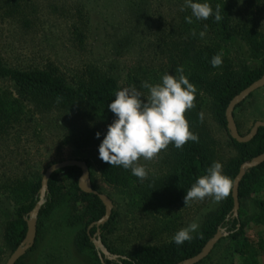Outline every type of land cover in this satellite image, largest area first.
<instances>
[{
    "label": "rangeland",
    "instance_id": "obj_1",
    "mask_svg": "<svg viewBox=\"0 0 264 264\" xmlns=\"http://www.w3.org/2000/svg\"><path fill=\"white\" fill-rule=\"evenodd\" d=\"M209 2L214 8L223 7L233 22L250 20L264 31V0L253 7L244 0ZM183 5L184 0H20L16 5L0 1V58L7 66L23 70L51 67L75 83L89 72L100 73L113 77L122 88L135 87L145 99L149 93L143 84L159 83L165 73L171 74L169 67L179 55L176 48L184 36L180 23L182 15L190 11H181ZM221 39L210 34L199 44L219 42L221 55L229 58L235 70L260 66L264 54L255 59L240 39ZM9 87L0 82V88ZM203 99L201 117L215 142L216 160L224 167L236 157V151L223 127L212 118L209 99ZM23 116L22 122L0 135V264H6L13 253L4 240V228L15 219V211L22 204L21 194L38 180L41 183L49 166L62 161H87L97 190L111 200L116 217L112 232L104 240L116 253L166 244L193 222L200 225L193 233L196 235L223 203L224 199L206 197L164 216L132 209L121 190L101 179L99 144L81 150L72 146L69 129H78L81 122L57 111L38 114L26 109ZM234 121L242 136L256 121H264V88L235 109ZM160 159L161 152L153 160L141 158L138 163L146 167L149 177L158 173ZM62 193L52 212L39 220L35 238L38 249L26 254L19 264H34V253L39 256L37 264H97L92 251L80 246L83 225L70 224L69 193L67 189ZM261 197L253 194L241 201L247 233L258 214L254 201ZM200 264H241V260L232 242L223 239Z\"/></svg>",
    "mask_w": 264,
    "mask_h": 264
},
{
    "label": "trees",
    "instance_id": "obj_2",
    "mask_svg": "<svg viewBox=\"0 0 264 264\" xmlns=\"http://www.w3.org/2000/svg\"><path fill=\"white\" fill-rule=\"evenodd\" d=\"M0 1L15 5L20 2V0ZM259 1L244 0L249 7L255 6ZM219 8L222 16L219 22L209 17L208 20L202 21L194 19L193 24H187L184 17L190 15V11L182 15L183 22L180 25L184 34L183 42L176 48L179 55L173 58L174 66L169 67L171 75H174L175 70L183 66L184 74L198 90L194 101L195 107L185 113L190 129L197 135L198 140L188 141L179 149L169 144L165 150L161 151L158 173L143 181L133 176L130 170L111 166L106 162H102L98 168L103 182L121 190L130 208L139 212L151 216H164L176 208L187 207L192 201L184 203L186 192L198 177L205 174V169L217 161L215 142L201 118L203 98L209 99L212 118L223 127L236 151V157L227 161L223 167L225 175L234 181L243 163L264 153V128H259L251 141L239 143L229 136L225 117L230 101L264 76V58L258 67L252 69L243 67L235 70L229 58L221 55L219 42L200 45L201 38L198 35L204 30L206 24L205 36L215 34L222 38L221 40L238 38L247 45L250 55L259 59L264 54V31L258 30L252 22H249L250 20L246 23L233 22L230 14L224 12L223 7L219 6ZM193 30L197 32L196 36L191 35ZM217 54L222 56L223 63L213 68L210 60ZM173 59H170L169 63H172ZM83 78L78 79L76 83L75 81L69 82L51 67L23 70L7 66L0 58V82L8 83L10 86L0 88V135L6 133L14 124L22 122L26 109L38 114L57 111L64 112L67 117L81 122L78 129H69L68 133L75 149L81 150L100 144L108 125L115 119L107 105L112 102L115 93L122 87L113 77L100 73L89 72ZM236 127L238 129L237 124ZM97 132L101 133L100 139L95 138ZM84 162L88 167V162ZM62 173L63 176L60 178ZM80 176L81 170L77 167H67L52 173L48 180L43 204L39 209L36 235L39 233V220L52 212L60 197H63L62 191L67 189L70 197V224L83 225L80 233V246L92 251L97 264H179L199 254L205 244L222 230L227 232L228 236L221 238L218 243L223 239H229L241 264H264V163L246 171L240 180L238 185L239 210L236 218L232 214L231 190L224 198L218 212L204 222L200 232L193 235L192 240L179 246L171 240L161 246L145 245L123 253L114 252L105 245L104 240V237L113 230L116 214L112 212L109 220L98 229L102 244L111 256L117 257L116 259H109L103 255L100 258L99 252L94 248L92 238L96 236L98 230L95 223L104 216L105 207L96 195L84 193L79 189ZM89 179L92 189L100 193L91 173H89ZM39 189L40 180L21 194L22 204L15 211V219L5 225L4 240L12 252L25 238L26 219L39 201ZM253 194H261L262 197L254 201L258 214L253 220L251 232L247 233L242 218L241 201ZM36 245L37 240L26 254L32 252ZM210 254L198 264L208 259ZM23 257L15 264H19Z\"/></svg>",
    "mask_w": 264,
    "mask_h": 264
},
{
    "label": "clouds",
    "instance_id": "obj_3",
    "mask_svg": "<svg viewBox=\"0 0 264 264\" xmlns=\"http://www.w3.org/2000/svg\"><path fill=\"white\" fill-rule=\"evenodd\" d=\"M190 10L185 16L187 24L208 20L213 17L215 22L222 19L219 7L213 9L209 0H184L181 11ZM207 25L198 33L204 38ZM192 36L197 32L193 30ZM222 56L214 55L210 64L213 68L221 66ZM148 98L135 87L122 88L115 93V98L107 105L115 119L108 125L107 131L98 146L99 159L111 166L130 170L131 174L143 181L148 170L138 161L142 158L150 161L156 158L169 144L177 149L188 141H197L198 137L191 129L185 113L195 107L197 88L190 83L184 74L183 66L175 70V74L165 73L159 83L145 82ZM202 118V117H201ZM101 133L95 134L100 139ZM234 181L224 174L221 162L214 161L205 169V174L198 177L186 192L184 203L193 200H204L212 197L216 201L226 198L232 190ZM200 225L196 222L178 230L173 236L176 245H182L193 239Z\"/></svg>",
    "mask_w": 264,
    "mask_h": 264
},
{
    "label": "water",
    "instance_id": "obj_4",
    "mask_svg": "<svg viewBox=\"0 0 264 264\" xmlns=\"http://www.w3.org/2000/svg\"><path fill=\"white\" fill-rule=\"evenodd\" d=\"M264 88V76L252 83L246 89L241 91L238 95H236L228 104V107L225 112L226 117V129L229 133L231 139L239 143H247L253 139L256 135L259 128H264V121H256L252 128L250 129L249 133L245 136L240 135L238 129L236 127L234 118H233V111L234 109L245 101L249 95L254 93L255 91ZM264 163V153L261 155L253 158L251 161L243 163L240 167L239 173L234 180V185L232 188V199H233V208L232 214L233 217L236 218L238 216L239 210V201H238V185L242 177L244 176L245 172L249 169L255 168L259 165ZM67 167H77L81 170V176L78 180V187L79 189L87 194L96 195L100 201L103 203L105 207V214L104 216L95 223L97 229L104 225L110 218L112 213V202L111 200L104 194L98 193L92 189L90 179H89V170L85 162L79 160H66L59 163H55L49 166L46 171L44 172L39 189V201L33 208V210L29 213V217L26 219V226L27 232L25 234V238L21 242L20 246L11 254L9 259L7 260L6 264H15L21 257H23L27 251H29L35 243L36 238V230H37V217L39 213V209L43 204L44 196L47 191V184L50 176L55 171L65 169ZM228 233L224 230L218 231L202 248L201 252L196 256L187 259L179 264H198L202 260H204L208 255L211 253L214 246L218 243V241L223 238L227 237ZM92 242L94 244V248L99 252V257L105 256L107 258L116 259V256H111L110 253L107 251L105 246L102 244L100 239V231L97 230L96 236L92 238Z\"/></svg>",
    "mask_w": 264,
    "mask_h": 264
},
{
    "label": "crops",
    "instance_id": "obj_5",
    "mask_svg": "<svg viewBox=\"0 0 264 264\" xmlns=\"http://www.w3.org/2000/svg\"><path fill=\"white\" fill-rule=\"evenodd\" d=\"M259 119H261V118H259ZM37 249H38V246H36V248L32 252H35ZM51 257H52V255H51ZM33 259H34V264H37L38 260H39V256L34 253Z\"/></svg>",
    "mask_w": 264,
    "mask_h": 264
},
{
    "label": "flooded vegetation",
    "instance_id": "obj_6",
    "mask_svg": "<svg viewBox=\"0 0 264 264\" xmlns=\"http://www.w3.org/2000/svg\"><path fill=\"white\" fill-rule=\"evenodd\" d=\"M109 259H111V258H109Z\"/></svg>",
    "mask_w": 264,
    "mask_h": 264
}]
</instances>
